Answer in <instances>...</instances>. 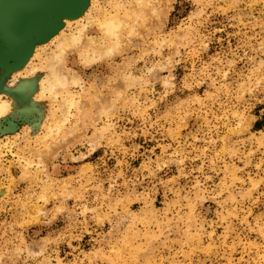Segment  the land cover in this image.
<instances>
[{
    "label": "rangeland",
    "instance_id": "374dc122",
    "mask_svg": "<svg viewBox=\"0 0 264 264\" xmlns=\"http://www.w3.org/2000/svg\"><path fill=\"white\" fill-rule=\"evenodd\" d=\"M92 1L57 31L87 25L57 96L29 76L56 35L0 61L25 101L0 117V264H264V0ZM106 11L129 26L98 57Z\"/></svg>",
    "mask_w": 264,
    "mask_h": 264
},
{
    "label": "bare ground",
    "instance_id": "6f19581e",
    "mask_svg": "<svg viewBox=\"0 0 264 264\" xmlns=\"http://www.w3.org/2000/svg\"><path fill=\"white\" fill-rule=\"evenodd\" d=\"M138 1H140V0H138ZM42 2H44L47 5L51 4V2L49 0H33V2L31 4H28L26 6L24 5L23 8L21 7L23 16H19L18 18L16 17V10L17 9L12 5V1H11V3L8 2L7 5L5 4V5L0 7V40H1L0 41V61L3 64L5 63V65L7 66L6 72H4L6 74L7 70H8L7 63L9 62L10 56L23 52V54L21 56H23L24 60L26 61L33 54H35L34 56H36V54H38L37 47L34 49L36 43L30 44V42H28L33 36L37 35L39 40H40V38L44 39V40H41V42H43V41H46L47 39L51 38L52 36L56 35L55 39H57V40L59 39L58 40V46L56 47V49H57L56 52H54V53L52 52L53 54H51L50 57L45 61V63L43 65H41L40 67L33 66L32 72H30L31 75H29V76H32L31 79L37 77L36 84L38 83L41 85L42 95H44L45 93H48V94L50 93L51 95L55 96L56 94L54 95V92L58 91L60 88L62 90L66 89V84L70 80H68V78L65 75H62V74L55 72L54 69H56L57 66L59 65V63L61 61H63L65 54L67 53L68 49L70 50L71 47H76L75 45H79L78 43H80L82 41V38H83L82 33L83 34L85 33V29H86L87 25L82 26L78 30V33L76 35L70 34V35L66 36L64 34V37H61V35H62L61 33L63 31L60 34L58 33V35H57V31L64 28V27L66 28L67 25H70L72 22L79 20L77 18H79L80 15H84L83 12L85 11V7L87 6V3L91 2V0H71L69 3L68 2L59 3V2L54 1L55 6H54L53 12H52L51 8H49L48 6H44L42 4ZM95 2L98 3L99 0H93L91 4H93ZM140 3H139V5H140ZM115 5H118L119 7L122 6V5H120V2H119V4H117L116 1H115ZM115 5H113V6H115ZM119 7H118V9H119ZM102 8H103V5H102ZM105 13H108V14H105ZM105 13H104V16L102 19H99L96 16H95L96 18L92 17L91 16L92 14L91 15L88 14L89 16H91L90 18H88V20H89L88 25L89 24L91 25V22L96 24L98 27H100L103 30L104 35L108 39H110V41H111V39L116 37V35L118 36L120 28L127 25V24H125V22H124V24H125L124 25L122 20H121L122 18L119 17V16H124L125 14L124 15H118V14H114V13L109 14L108 11H106ZM135 13H137V12H135ZM143 13H145V12H143ZM139 14H140V11L137 14V16ZM141 14H142V12H141ZM150 14H152V13H150ZM88 15L85 13V16L88 17ZM145 16H143L144 18H141V19H143V20H141L142 23L144 20L149 18V15H148V17L146 16L147 17L146 19H145ZM129 17L127 16V18H129ZM134 17H135L136 21L134 20L135 22H133V23H136V25H138L139 23L137 24V19H139V18L136 19V15ZM74 19H77V20H74ZM72 20H74V21H72ZM127 23H128L127 26H129V22H127ZM130 28H131V26H130ZM130 28H129V30L132 33ZM134 29H135V26H134ZM133 31H135V30H133ZM127 34H130V33H127ZM119 37L120 36H118L117 38H119ZM88 38H90V37H88ZM120 38H119V41H120ZM94 39L95 38H91L92 41H95ZM6 40L9 41V46L7 48L3 47ZM57 40H56V42H57ZM112 41H111V43H112ZM118 42H117V40L115 41L116 44H119ZM115 43H112L106 47H102V46L100 47L98 45H97L98 47H95L92 45L93 46L92 49L94 48L93 55L95 53H97V54L102 53V55H103V52H105V53H107V52L109 53V51L113 52V49H115L114 46L116 45ZM45 46H46V44H44V45L41 44V47H45ZM82 56L84 57V60L86 62H90V61L94 60L92 56L85 55V54H82ZM99 56H101V55L98 54V57ZM2 66H4V65H2ZM20 79H23V77L21 76V78L17 79V77H15V75H14L13 83H14V81H15V83H17L16 81H19ZM11 81H12V78H11ZM73 82L76 83L77 80H75ZM13 83H11V84H13ZM8 84H10V83H8ZM61 96H63V95H61ZM2 98H3V92H0V117L7 115V114H10V113H13L15 111L19 112L22 103L25 102L22 95H20V93H18L16 97H13V101L3 100ZM55 98H57V97H55ZM72 100L73 99H71V98L68 100L65 99L60 104L62 116H64L65 113H67L70 110L69 107L66 108V105L69 106L70 103L72 102ZM71 104L73 105V103H71ZM60 118H62V117H60ZM66 118H67V116H66ZM61 128H63V127H61Z\"/></svg>",
    "mask_w": 264,
    "mask_h": 264
}]
</instances>
